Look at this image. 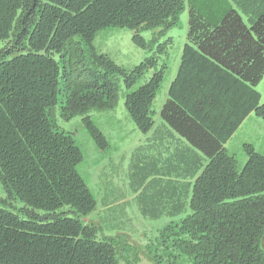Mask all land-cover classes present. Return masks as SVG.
Here are the masks:
<instances>
[{"label": "trees", "instance_id": "16d2710c", "mask_svg": "<svg viewBox=\"0 0 264 264\" xmlns=\"http://www.w3.org/2000/svg\"><path fill=\"white\" fill-rule=\"evenodd\" d=\"M187 3L188 42L161 111L176 144L161 137L169 156L152 159L155 177L138 195L149 220L132 225L124 207L107 206L120 218L98 209L78 171L83 152L52 110L59 105L66 120L81 115L106 146L89 111L115 106L116 73L133 88L155 62L127 73L93 39L123 27L150 48L156 38L141 31L175 26ZM257 17L247 24L233 7L192 0H0V264H264V154L246 145L238 169L225 147L249 114L264 119L253 88L264 76V15ZM166 69L126 96L144 133Z\"/></svg>", "mask_w": 264, "mask_h": 264}, {"label": "rangeland", "instance_id": "374dc122", "mask_svg": "<svg viewBox=\"0 0 264 264\" xmlns=\"http://www.w3.org/2000/svg\"><path fill=\"white\" fill-rule=\"evenodd\" d=\"M192 1L196 7H233L242 14L247 24L251 23V19L258 18L259 13L264 15V10L261 8L264 7V0ZM189 7L187 3L186 8L180 14L179 22L164 32H161L160 27L141 31L140 34L147 41L156 38L150 48L137 46L133 40L134 32L123 27L105 28L99 31L93 39L96 52L107 54L127 73H131L148 58H152L155 62V65L151 67L147 65L133 88H127L124 75L116 73L120 86L115 106L89 111L93 122L107 139L106 146L101 147L97 144L83 123L81 115L66 120L60 114L59 105L52 110L60 129L71 132L83 152V160L78 165V171L95 195L98 209L104 210L107 216L120 218L115 214L110 215L111 210L107 206L124 207L126 214L122 217L132 225L137 223L140 225V222L143 223L146 218L149 220L141 213L138 195L144 188L142 184L145 180L155 177L152 172H149L152 159L160 158L162 153V160L169 156L167 150H164L161 137H167L165 141L173 146L176 144L169 134L165 136L161 111L167 100L170 84L177 74L184 46L188 42ZM241 7H260V12H246ZM165 64L168 69H166L164 81L153 102L154 124L151 130L144 133L139 130L126 109V96L145 84ZM253 88L260 93V103L263 104L264 76ZM246 145H252L257 152L264 154V119L257 116L255 112L246 118L225 144L229 153L236 157L238 169L244 167L248 160ZM4 194L0 184V196ZM150 222L160 224L154 219ZM152 238L153 243L151 241L148 243L151 250H156L157 242L154 237Z\"/></svg>", "mask_w": 264, "mask_h": 264}, {"label": "crops", "instance_id": "0c3cea01", "mask_svg": "<svg viewBox=\"0 0 264 264\" xmlns=\"http://www.w3.org/2000/svg\"><path fill=\"white\" fill-rule=\"evenodd\" d=\"M263 10H264V7H261ZM246 12H249V11H257L256 13L260 12V7H245L244 8ZM248 10V11H247ZM260 14V13H259ZM262 14V13H261ZM250 115V114H249Z\"/></svg>", "mask_w": 264, "mask_h": 264}]
</instances>
